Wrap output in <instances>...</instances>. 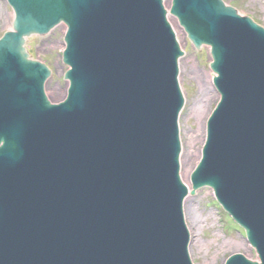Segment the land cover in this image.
Wrapping results in <instances>:
<instances>
[{
    "label": "water",
    "instance_id": "water-1",
    "mask_svg": "<svg viewBox=\"0 0 264 264\" xmlns=\"http://www.w3.org/2000/svg\"><path fill=\"white\" fill-rule=\"evenodd\" d=\"M0 39V264H194L184 217L179 82L211 48V109L190 195L211 188L264 264V28L222 0H8ZM64 24L67 96L26 38ZM7 33V34H6ZM251 259V260H250Z\"/></svg>",
    "mask_w": 264,
    "mask_h": 264
},
{
    "label": "rangeland",
    "instance_id": "rangeland-1",
    "mask_svg": "<svg viewBox=\"0 0 264 264\" xmlns=\"http://www.w3.org/2000/svg\"><path fill=\"white\" fill-rule=\"evenodd\" d=\"M264 27V0H223ZM166 7L170 6L165 0ZM13 10L7 0H0V38L12 30ZM185 55L180 61L179 82L186 103L181 113L180 140L182 143L181 176L190 184L192 169L200 160L206 138L207 117L219 102L212 83L210 48L195 49L174 18H170ZM65 25L46 36H34L26 43L31 59L46 64L52 71L45 85L48 99L54 103L65 97L68 83L64 81L67 67L61 63L65 47ZM186 201V222L192 235L190 256L194 264H224L228 254L236 253L257 259L255 249L247 242L243 229L217 204L213 191L203 188Z\"/></svg>",
    "mask_w": 264,
    "mask_h": 264
},
{
    "label": "bare ground",
    "instance_id": "bare-ground-1",
    "mask_svg": "<svg viewBox=\"0 0 264 264\" xmlns=\"http://www.w3.org/2000/svg\"><path fill=\"white\" fill-rule=\"evenodd\" d=\"M168 3H169V5H170V3H171V0H168ZM168 7V6H167ZM181 61V60H180ZM180 61H179V67H180ZM213 78H214V76L213 75H210V77L208 78L209 79V83H212V81H213ZM181 157H182V155H181ZM180 160H181V158H180ZM181 163V162H180ZM188 199V198H187ZM186 199V201H188ZM186 201L184 202V208H183V212H184V214H185V209H186ZM185 217H186V215H185Z\"/></svg>",
    "mask_w": 264,
    "mask_h": 264
}]
</instances>
